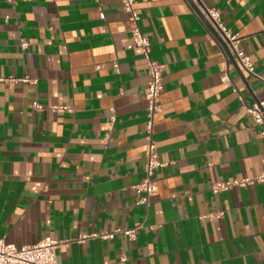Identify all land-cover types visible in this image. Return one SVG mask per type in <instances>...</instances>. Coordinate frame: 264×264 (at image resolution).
I'll use <instances>...</instances> for the list:
<instances>
[{
    "label": "crops",
    "instance_id": "crops-1",
    "mask_svg": "<svg viewBox=\"0 0 264 264\" xmlns=\"http://www.w3.org/2000/svg\"><path fill=\"white\" fill-rule=\"evenodd\" d=\"M205 8L264 77V0H137L165 65L153 137L167 165L147 205L132 187L145 177L150 77L121 1L0 0V240L51 237L61 264H264V182L212 190L264 175L262 127L245 109L264 83L230 60ZM137 224L134 239L100 237Z\"/></svg>",
    "mask_w": 264,
    "mask_h": 264
},
{
    "label": "built area",
    "instance_id": "built-area-1",
    "mask_svg": "<svg viewBox=\"0 0 264 264\" xmlns=\"http://www.w3.org/2000/svg\"><path fill=\"white\" fill-rule=\"evenodd\" d=\"M124 10L129 14L131 21L132 43L128 48H139L146 60L148 74L150 77L149 85L146 91V100L148 103V122H147V145H146V169L144 179L132 189L138 194V203L149 204L151 196L159 191L158 180L155 178L157 170L164 168L167 164L160 158L157 144L154 140V117L160 109V97L164 91L165 65L156 61L152 57L151 41L148 36L143 34L139 21L140 16L137 11V0H120ZM203 16L219 34L222 41L226 44L230 53L235 57L241 68L261 80L264 83V77L256 72L255 64L248 51L243 47V38L238 34H233L224 23L220 12L216 8H205L202 11ZM100 17L104 19V14ZM22 42V47H26ZM117 66V64H115ZM229 80L227 75L224 81ZM36 109H42V106L34 102ZM246 111L254 120L255 125L261 126V135L264 137V99L259 100L252 106H245ZM54 112H72V107L68 105H59L51 107ZM116 120L115 110L111 109L110 126ZM256 182H264V175L253 178H244L242 180L220 181L213 185V192L219 193L228 191L234 187H244ZM141 227L137 224L130 229H117L109 234H102L103 239H113L117 234H123L130 239L135 238L136 231ZM62 246V242L51 237H46L33 245L17 247L15 244H9L5 240H0V264H61L57 260V250Z\"/></svg>",
    "mask_w": 264,
    "mask_h": 264
},
{
    "label": "water",
    "instance_id": "water-1",
    "mask_svg": "<svg viewBox=\"0 0 264 264\" xmlns=\"http://www.w3.org/2000/svg\"><path fill=\"white\" fill-rule=\"evenodd\" d=\"M192 4V3H191ZM193 7H195L193 4H192ZM198 12V11H197ZM199 16L204 20V22L207 24V26L209 27V29L211 30V32L214 34V36L220 41V43L224 46L225 50L227 51L228 55L230 56V60L232 62H235V59L233 57V55L230 53L229 49L227 48L226 44L222 41V39L220 38L219 34L212 28V26L209 24V22L205 19L204 16L200 15L199 13ZM237 69L239 70L240 74H241V69H239V67H237ZM243 76V74L241 75Z\"/></svg>",
    "mask_w": 264,
    "mask_h": 264
}]
</instances>
